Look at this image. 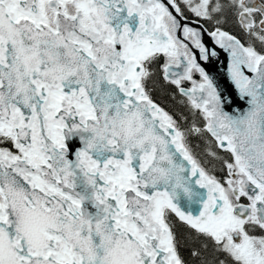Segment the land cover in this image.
<instances>
[{
  "label": "snow or ice",
  "instance_id": "obj_1",
  "mask_svg": "<svg viewBox=\"0 0 264 264\" xmlns=\"http://www.w3.org/2000/svg\"><path fill=\"white\" fill-rule=\"evenodd\" d=\"M0 264H264V0H0Z\"/></svg>",
  "mask_w": 264,
  "mask_h": 264
},
{
  "label": "water",
  "instance_id": "obj_2",
  "mask_svg": "<svg viewBox=\"0 0 264 264\" xmlns=\"http://www.w3.org/2000/svg\"><path fill=\"white\" fill-rule=\"evenodd\" d=\"M206 43L211 45V40L205 37ZM220 51V56L218 61H213L212 63L205 65L206 69L209 73L215 78L216 82L219 84L220 88L226 92V94L230 95L233 99V104L228 107V111H232L233 108H246L247 106L237 99V93L235 87L232 85L229 77H228V64L229 57L228 54Z\"/></svg>",
  "mask_w": 264,
  "mask_h": 264
},
{
  "label": "trees",
  "instance_id": "obj_3",
  "mask_svg": "<svg viewBox=\"0 0 264 264\" xmlns=\"http://www.w3.org/2000/svg\"><path fill=\"white\" fill-rule=\"evenodd\" d=\"M231 28H234L231 24H229ZM175 88L173 86H168L166 88H158L154 93V99H156L158 102L162 103V105L167 108L169 111H177L181 110V108L176 104L173 103L169 97V92L174 90ZM194 142V141H193ZM198 141H196L197 143Z\"/></svg>",
  "mask_w": 264,
  "mask_h": 264
},
{
  "label": "flooded vegetation",
  "instance_id": "obj_4",
  "mask_svg": "<svg viewBox=\"0 0 264 264\" xmlns=\"http://www.w3.org/2000/svg\"><path fill=\"white\" fill-rule=\"evenodd\" d=\"M225 28H226V30L231 31V32H233L234 34H236V35H238V36L241 35L240 32L238 31V29H236L235 27H234V28H231L230 25H226ZM184 86H185V87H188V86H190V85H188L187 83H185ZM173 87H174V86H173ZM174 92H175V89L172 90V91H170V92H169V97H168V98H170V100H171L172 102L174 101L173 103H176V104H177V101L180 100L181 98L177 96L176 100H173V99L171 98V94L174 93ZM177 105H178V104H177ZM178 106H179V105H178ZM179 107H180V106H179ZM181 110H182V109H181ZM194 143H196V141H194ZM197 143H199V142H197Z\"/></svg>",
  "mask_w": 264,
  "mask_h": 264
}]
</instances>
